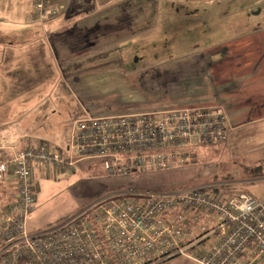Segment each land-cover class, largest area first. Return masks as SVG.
I'll use <instances>...</instances> for the list:
<instances>
[{"label":"built area","instance_id":"2783aa9c","mask_svg":"<svg viewBox=\"0 0 264 264\" xmlns=\"http://www.w3.org/2000/svg\"><path fill=\"white\" fill-rule=\"evenodd\" d=\"M53 0H35L33 17L56 16ZM223 108H182L71 125L66 151L28 143L0 158V264H155L184 256L198 264H264V199H224L214 185L168 191L118 189L89 203L62 225L30 233L36 173L65 174L99 159L116 176L167 171L198 146L226 144Z\"/></svg>","mask_w":264,"mask_h":264},{"label":"crops","instance_id":"0c3cea01","mask_svg":"<svg viewBox=\"0 0 264 264\" xmlns=\"http://www.w3.org/2000/svg\"><path fill=\"white\" fill-rule=\"evenodd\" d=\"M33 1L0 0V115L4 114L5 100L11 96L31 109L44 105L40 103L41 94L29 92L36 74L34 68H57L77 108L69 109L65 119L40 117L39 125H33L26 115L43 116L44 108H40L42 115L35 111L23 113L17 120L19 125L32 127L30 131L21 132L12 123L8 130L4 123L0 124V158L28 143L52 147L46 138L54 128L62 131L66 125L68 147L71 125L88 116L104 118L182 108L221 107L231 136L236 128L257 127L264 138V0H225L226 6L240 8L243 13L220 21L219 12L213 11L221 7L218 0L150 1L158 13L162 9L170 13L171 8L179 6L192 8L199 17L196 23L215 26L208 31L213 44L168 58L147 46L141 51H134L133 46L121 47V41L149 40V0H53L58 13L43 23L33 17ZM218 30L226 33L220 40L215 38ZM160 57L164 60L159 61ZM191 57L195 59L192 64L184 62ZM141 58H156V63L149 66ZM126 67L133 69L127 74L123 70ZM41 81L33 90L42 89ZM139 83L146 86L145 97L137 93L135 97H121L117 102L119 114L89 111L90 97L111 88L124 92V88L134 89ZM157 95L160 100H153ZM147 99L152 100L143 108ZM63 107L59 103L60 116L65 115ZM55 122L58 124L54 127ZM251 134L256 135L255 131ZM227 145L230 143H226L228 148ZM175 258L183 260L176 264H198L184 256L161 264H172L170 260Z\"/></svg>","mask_w":264,"mask_h":264},{"label":"rangeland","instance_id":"374dc122","mask_svg":"<svg viewBox=\"0 0 264 264\" xmlns=\"http://www.w3.org/2000/svg\"><path fill=\"white\" fill-rule=\"evenodd\" d=\"M150 1L157 2L160 0H149V25H147L149 27V40L145 41L143 38H139L138 40L121 41V47L133 46L134 51H141L146 49L147 46L148 50L167 54L165 58H168L176 55V53L193 52L208 45L209 42L210 44L215 42L210 39L208 34V31L215 26L196 23L199 17L194 14L192 8L184 9L179 6L174 9L171 8L170 13L166 9H162L158 13L157 9H153ZM218 1L221 2L219 4L221 7L213 11L219 12V21L225 17H236L243 13L240 8L226 6L225 0ZM237 4V2L233 3L234 6H237ZM205 11H202V15ZM224 36H226V33L218 30V35H215V38L219 37L220 40ZM132 58L135 59L136 57ZM141 59L149 62V66L156 63L154 61L156 58ZM158 59L159 61L164 60L161 57ZM194 60L191 57L184 62L190 65ZM34 69L36 74L33 75V81L29 85L30 88L33 90L35 84L39 86L41 78L44 80L41 81L42 89L37 88L29 92L41 94L40 103L45 102L44 105L47 106L39 105L36 109H31L29 106L20 105V100L14 96L7 97L4 114L0 115V124L4 123V128L8 130L16 127L21 132L30 131L28 129L32 127H28V125L25 127V124L19 125L20 122L17 120L21 118L23 113L35 111V113H41L42 115V109L40 110V108H44L43 116L26 115V117H30L27 120H33V125H39L41 124L39 123L40 117L46 119L50 116L51 119H65L68 116L67 111L69 109L77 108V104L70 98L71 93L68 91L57 68ZM130 69L133 68H123L127 74ZM115 89H107L102 92V95L96 94L94 97H90L87 104L91 108L89 111L93 114L102 115L119 114L117 110L120 106L117 102L121 97H135L137 93V95L144 98L146 95V86L140 83L134 89L132 87L124 88V92H114ZM15 93H17V90H15ZM152 96L153 94L149 89L148 98ZM158 96L160 95H157L156 99L153 100H160ZM150 100L152 99H149V101L147 99L143 108L150 104ZM59 103H63L64 107L62 109L65 115L60 116ZM10 123L14 126L10 127ZM56 123H53L54 127ZM259 129L257 127L252 129L236 128L227 142L230 143L229 146L227 145L228 148L222 145L214 147L198 146L192 151L186 162L180 163L167 171L116 176L104 167L101 160L85 159L76 163L74 171L65 174H53L52 171L48 174L46 172L37 173L35 176L37 183L35 185L36 187L39 186V191L36 193L35 211L28 219L27 229L30 233H38L62 225L78 214L87 204L117 188L160 192L180 187L209 184L214 185L224 199L242 193L249 194L255 199H264V175L257 171L259 167H262L264 161V143H262L264 138L259 136L257 132ZM67 131L69 132L67 125L62 131L60 128L52 130V135L46 138L51 144L52 150H67L65 145L68 140ZM253 131L256 135L251 134ZM10 192V188L0 184L1 204L10 201ZM170 261L173 262L172 264H176L183 260L175 258Z\"/></svg>","mask_w":264,"mask_h":264},{"label":"trees","instance_id":"16d2710c","mask_svg":"<svg viewBox=\"0 0 264 264\" xmlns=\"http://www.w3.org/2000/svg\"><path fill=\"white\" fill-rule=\"evenodd\" d=\"M35 1V0H34ZM34 1H33V3H34ZM54 7H55V5H54ZM56 8V7H55ZM219 145H222V146H224V147H226V144H219ZM214 146H217V145H211V146H209V147H214ZM263 167H259L258 168V170L257 171H260V174L261 175H264V169H262ZM180 188H184V187H180ZM118 189H120V188H117L116 190H118ZM177 189H179V188H177ZM112 191H114V190H112ZM166 191H168V190H166ZM111 192V191H110ZM164 261H166V260H164ZM163 261H160V262H157V263H155V264H161ZM149 264H151V263H149Z\"/></svg>","mask_w":264,"mask_h":264}]
</instances>
